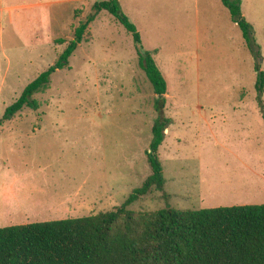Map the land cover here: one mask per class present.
<instances>
[{
    "label": "rangeland",
    "instance_id": "rangeland-1",
    "mask_svg": "<svg viewBox=\"0 0 264 264\" xmlns=\"http://www.w3.org/2000/svg\"><path fill=\"white\" fill-rule=\"evenodd\" d=\"M100 1L1 0L0 162L33 173L23 186L35 216L11 218L0 228L110 212L151 175L157 97L131 35L107 12L90 25L68 68L55 71L48 88L33 96L38 109L24 108L10 120L17 128L2 120ZM118 3L143 49L155 52L169 122L158 152L166 197L151 190L129 210L264 205V121L246 125L232 113L242 105L264 107V92L255 88L257 64L264 73V0H240L250 43L220 0Z\"/></svg>",
    "mask_w": 264,
    "mask_h": 264
},
{
    "label": "trees",
    "instance_id": "trees-1",
    "mask_svg": "<svg viewBox=\"0 0 264 264\" xmlns=\"http://www.w3.org/2000/svg\"><path fill=\"white\" fill-rule=\"evenodd\" d=\"M220 1L240 28L243 39L250 43L252 29L242 16L240 0ZM103 11L131 35L139 66L157 97L158 116L147 153L151 175L121 206L110 212L0 228V264H264V205L198 211L165 208L134 213L129 210L151 190L166 197L158 152L169 122L162 112L167 86L155 65V52L143 49L140 34L122 13L118 0L92 5L54 65L24 88L20 97L5 109L2 120H12L24 108L38 109L33 96L48 88L55 71L68 68L69 58ZM255 56L259 59L258 54ZM256 70L255 88L261 96L264 73L258 64Z\"/></svg>",
    "mask_w": 264,
    "mask_h": 264
},
{
    "label": "crops",
    "instance_id": "crops-1",
    "mask_svg": "<svg viewBox=\"0 0 264 264\" xmlns=\"http://www.w3.org/2000/svg\"><path fill=\"white\" fill-rule=\"evenodd\" d=\"M1 6V0H0ZM264 112V107L260 105H242L239 107H233V115L235 119L240 120L243 124L249 125L251 120L254 122L264 121L261 113ZM259 113V114H258ZM5 128H17L19 125L15 122H6ZM10 125V127H9ZM17 125V127H16ZM242 135L248 137L250 135L249 129H241ZM166 133H169L168 129ZM166 136V135H165ZM1 141V140H0ZM4 141V140H3ZM10 146H13L15 150H20L19 147H15V139L11 138ZM2 144V143H1ZM8 147L5 149L7 150ZM12 147L8 151H12ZM0 201L3 207L0 208V222H10L11 218L18 216L33 217V209L29 208L27 202V195L30 192H26L23 182L26 177H32L33 173H21L10 161L0 162ZM29 206V207H28ZM37 215V214H36ZM5 218V219H4ZM43 223V222H41Z\"/></svg>",
    "mask_w": 264,
    "mask_h": 264
}]
</instances>
